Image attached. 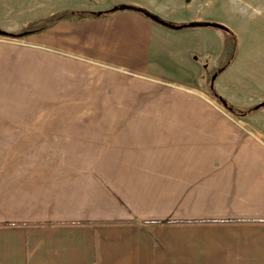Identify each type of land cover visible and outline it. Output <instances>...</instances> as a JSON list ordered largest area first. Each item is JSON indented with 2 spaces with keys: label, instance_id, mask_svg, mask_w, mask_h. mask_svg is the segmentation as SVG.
Returning a JSON list of instances; mask_svg holds the SVG:
<instances>
[{
  "label": "crops",
  "instance_id": "obj_1",
  "mask_svg": "<svg viewBox=\"0 0 264 264\" xmlns=\"http://www.w3.org/2000/svg\"><path fill=\"white\" fill-rule=\"evenodd\" d=\"M168 1L69 8L203 22ZM44 8L0 0V29L58 7ZM12 39H0V264H264V108L232 114L202 84L231 54L214 91L235 111L264 102L245 73L225 83L239 37L125 10Z\"/></svg>",
  "mask_w": 264,
  "mask_h": 264
},
{
  "label": "rangeland",
  "instance_id": "obj_2",
  "mask_svg": "<svg viewBox=\"0 0 264 264\" xmlns=\"http://www.w3.org/2000/svg\"><path fill=\"white\" fill-rule=\"evenodd\" d=\"M110 1L43 0V8L48 5H52L53 7L57 6L58 8L47 10H54L58 13L63 11H76L69 7H77L80 5H83L84 9L86 7L87 9H92L95 6L109 4ZM170 1L173 3L175 1L180 2L179 5L181 6L175 8L174 5L168 4V11L180 10L181 13L186 14V17L201 16L203 22L221 24L229 30L232 36L239 37L238 50L235 46L233 52L234 56L237 53L236 61L231 69L233 72L229 73L230 75L225 79V83L231 85L232 73L234 75L245 73L247 82L257 83V92L259 89V91H264V0H169L168 2ZM62 7L68 8L63 9ZM26 24L22 22L23 29L28 27ZM0 39L13 41L12 38L3 36H0ZM26 43V39H22V49H25ZM24 56L22 54V60L27 61L28 58L25 59ZM224 58V61L219 63L218 68L228 59L227 54ZM212 74H207L204 77L202 84L206 89L210 87V84L213 87L211 83Z\"/></svg>",
  "mask_w": 264,
  "mask_h": 264
},
{
  "label": "trees",
  "instance_id": "obj_3",
  "mask_svg": "<svg viewBox=\"0 0 264 264\" xmlns=\"http://www.w3.org/2000/svg\"><path fill=\"white\" fill-rule=\"evenodd\" d=\"M125 10H129V11H133L136 12L148 19H153L154 21H157L159 18L154 16L153 14H151L150 12H148L145 9L136 7V6H130V5H118L113 7L112 9L105 11V12H100V13H93V12H87V13H81V12H76V11H63V12H58L55 14H52L50 16H46L42 19H38L33 21L32 23H30L28 25V27H26L25 29H22L19 32H7V31H3L0 29V31L8 34L9 38H23L27 35L30 34H34V33H39V32H43L47 29H49L52 25L60 22V21H72V20H76V21H82L85 19H90V18H96V17H101V16H106V15H112L121 11H125ZM190 25H187L186 27H188ZM193 26H201V27H211L208 23L202 22V23H195L193 24ZM167 27L169 28H182V25H174L171 23H167ZM223 32L228 33L229 30L228 29H223L221 30ZM233 59V56L230 55L228 57V59L225 61V63L220 66L217 71L214 74L219 75L224 69H226L231 61ZM210 92H211V96L212 98L218 102L224 109H226L228 112L238 115V116H248L252 113L257 112L259 109H254V107L245 110V111H235L222 97H220L212 88L211 84H210Z\"/></svg>",
  "mask_w": 264,
  "mask_h": 264
},
{
  "label": "water",
  "instance_id": "obj_4",
  "mask_svg": "<svg viewBox=\"0 0 264 264\" xmlns=\"http://www.w3.org/2000/svg\"><path fill=\"white\" fill-rule=\"evenodd\" d=\"M155 16V15H154ZM157 17V16H156ZM152 21H154L153 19H151ZM162 26H167V23L166 21H163L161 20L160 18L157 20V21H154ZM195 23H202V22H192V23H187V24H179V25H182V28H176V29H184V28H193L195 26H193V24ZM205 23H208L211 28H215V29H219V30H223V29H227L226 27H224L223 25L221 24H217V23H210V22H205ZM187 25H190L188 27H186ZM196 27H201V26H196ZM0 36H3V37H8V34L0 31ZM217 74H213L212 75V78H211V83L213 82V80L216 78ZM261 109V108H264V102L254 106V109Z\"/></svg>",
  "mask_w": 264,
  "mask_h": 264
}]
</instances>
